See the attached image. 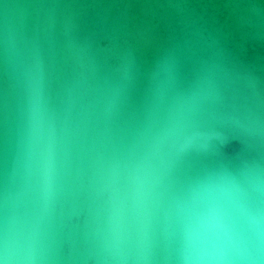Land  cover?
<instances>
[{
    "label": "water",
    "instance_id": "obj_1",
    "mask_svg": "<svg viewBox=\"0 0 264 264\" xmlns=\"http://www.w3.org/2000/svg\"><path fill=\"white\" fill-rule=\"evenodd\" d=\"M0 264H264V0H0Z\"/></svg>",
    "mask_w": 264,
    "mask_h": 264
}]
</instances>
